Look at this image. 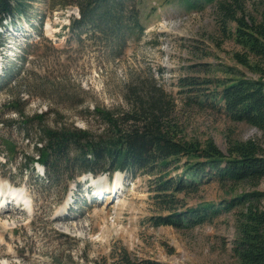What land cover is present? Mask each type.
Returning <instances> with one entry per match:
<instances>
[{
  "label": "rangeland",
  "instance_id": "1",
  "mask_svg": "<svg viewBox=\"0 0 264 264\" xmlns=\"http://www.w3.org/2000/svg\"><path fill=\"white\" fill-rule=\"evenodd\" d=\"M241 1L248 14L264 20V0ZM217 2L190 11L182 0H139L144 32L130 40L119 57L99 41L86 35L79 39L71 32L72 19L79 18L75 6L61 9L52 0H30L23 17L0 29V41L6 42L0 52V74L5 67L13 68L20 83L13 89L21 98L18 107L29 117L45 114L43 125L61 123L98 134L102 120L95 109L120 112L127 85L139 77L148 83L156 80L174 99V116L186 140H212L224 153L230 140L264 142L260 131L233 122L220 105L204 96L213 92L217 80L234 77L225 73L227 66L237 69L239 76H259L234 60V54L243 50L228 33L234 24L224 26L220 20ZM20 56H27V62ZM260 65L264 69V62ZM191 79L201 82L202 91L185 86ZM3 87L0 186L6 194L10 188L25 189L31 204L0 210V262L113 264L125 249L136 261L239 264L233 252L237 209L193 228L153 221L171 212L157 201L155 186L159 176L181 174L174 165L153 175L121 172L106 176L113 185L116 174L120 175L116 195L108 200V195L97 198L93 194L94 184L86 183L88 174L75 180L60 174L52 184L40 164L30 170L36 136L34 132L29 139L23 135L19 117L7 106L11 94ZM256 189L264 191V181ZM232 190L210 182L198 192L178 194L176 206L184 210L219 204L232 196Z\"/></svg>",
  "mask_w": 264,
  "mask_h": 264
},
{
  "label": "trees",
  "instance_id": "2",
  "mask_svg": "<svg viewBox=\"0 0 264 264\" xmlns=\"http://www.w3.org/2000/svg\"><path fill=\"white\" fill-rule=\"evenodd\" d=\"M29 1L0 0V28L5 29L8 22L14 23L23 17ZM52 1L61 9L75 6L79 10V18L72 19L68 27L79 39L86 35L119 57L129 41L144 32L139 0ZM182 2L190 11L217 2L223 25L234 24L228 33L243 52L235 53L233 58L237 64L259 76H239L237 69L227 66L225 73L234 77L217 80L213 92L204 93V96L220 105L233 122L246 123L264 135V69L260 65L264 62V20L259 21L248 14L241 0ZM5 46L6 42L0 41V52ZM20 58L23 62L28 60L27 56ZM12 69H3L0 85L11 94L7 106L19 117L17 122L23 135L29 139L30 132L35 133L37 141L30 170L34 164H40L46 179L55 184L60 174L69 180L85 174L97 177L115 172L153 175L157 170L174 165L175 170H182L181 174L157 178L156 199L163 204V209L171 212L154 218L155 224L193 228L237 209L234 255L239 264H264V191L256 189L264 181L263 141L230 140L224 153L212 140L205 143L186 140L174 116V99L156 80L148 83L139 77L127 85L125 107L120 112L95 109V115L102 120L100 133L94 135L88 130L61 123L43 125L45 114L34 113L29 117L18 107L21 98L13 89L20 83ZM199 85L201 82L195 79L185 82L192 91H202ZM210 182L231 187L232 196L219 204L204 203L177 209L178 194L198 192ZM238 187L245 190L239 192ZM117 255L118 260L113 264H161L152 260L136 261L125 249Z\"/></svg>",
  "mask_w": 264,
  "mask_h": 264
},
{
  "label": "bare ground",
  "instance_id": "3",
  "mask_svg": "<svg viewBox=\"0 0 264 264\" xmlns=\"http://www.w3.org/2000/svg\"><path fill=\"white\" fill-rule=\"evenodd\" d=\"M116 173H119V172H116ZM106 176H108V175H101V176H98L96 178H93L92 179V182L95 185H98V184H102L103 183V187H104L105 184H106V182L109 181L108 177H106ZM119 177H120V175L119 174H116V176H115V182L113 183V186L111 187V190H110V192L108 194L107 200L110 199V198H112L113 193L116 190L115 187L119 184ZM117 189H119V188H117ZM3 190H4V187L2 189V186H0V192H2ZM11 193H12L11 194L12 195V198L13 199H16L17 200V203L18 202H21V203L25 204L27 208H29V205L31 204V202L27 199V195H26L25 189H22V188H19L18 189V188L15 187L14 190L12 189ZM114 194L116 195V193H114ZM95 195L98 196V193H95ZM1 199L3 201H1L0 204H2V205H8V203L10 201L9 200L10 198H7L5 196V197H2ZM57 218L60 219L61 217L59 216ZM0 264H9V263L8 262H5V261H2V262H0Z\"/></svg>",
  "mask_w": 264,
  "mask_h": 264
}]
</instances>
